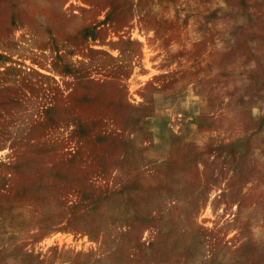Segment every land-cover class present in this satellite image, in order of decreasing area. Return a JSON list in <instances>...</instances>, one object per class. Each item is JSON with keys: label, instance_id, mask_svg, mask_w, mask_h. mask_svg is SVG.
<instances>
[{"label": "rangeland", "instance_id": "374dc122", "mask_svg": "<svg viewBox=\"0 0 264 264\" xmlns=\"http://www.w3.org/2000/svg\"><path fill=\"white\" fill-rule=\"evenodd\" d=\"M0 264H264V0H0Z\"/></svg>", "mask_w": 264, "mask_h": 264}]
</instances>
